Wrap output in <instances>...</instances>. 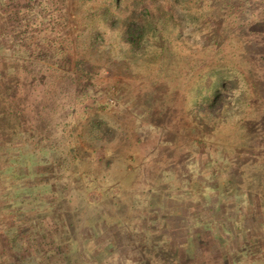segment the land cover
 Segmentation results:
<instances>
[{
	"label": "rangeland",
	"instance_id": "rangeland-1",
	"mask_svg": "<svg viewBox=\"0 0 264 264\" xmlns=\"http://www.w3.org/2000/svg\"><path fill=\"white\" fill-rule=\"evenodd\" d=\"M28 1L9 0L8 9L5 0H0V36L18 24L13 17L20 15L11 14L10 9L18 13L20 6L32 8L29 16L43 17L48 11L51 15L47 14L46 20L67 19L66 27L77 24L79 52L90 63V73L80 81L64 77V87L58 84L62 78L59 75L55 82L52 78L48 81L51 90L65 94V101L75 110L68 119V127L77 123L81 131L88 133L91 119L102 120L103 125L96 132L99 142L91 145L88 141L85 150L96 169L95 176H108L109 180L102 191L94 190L89 195L91 201L98 202L87 215L95 220L96 228L79 229L77 238L73 237L67 224L81 216L78 218L68 209L75 203L77 207L84 205L76 195L73 204L60 208V200L48 202L51 196L40 188L32 189L38 196L34 204L20 206L15 198L17 188L25 182L46 189L41 185L54 176L49 174L50 170L48 175L28 178L38 171L33 167L36 160L32 155L47 156L51 161L60 158L61 151L56 149L42 155L49 149L47 145L36 146V152L21 145L20 140L30 144L32 139L27 134L15 135L14 140L0 133V229L16 224L24 232L31 231L32 241L24 239L23 251L29 249L26 254L29 257L36 242L40 247L38 254L42 252L35 257L37 264H264V16H208V9H201L205 2L198 5V0H157L155 7H172L174 16H163L168 20L159 27L165 34L163 37L159 31H151L141 52L132 53L124 42L121 26L111 27L109 16L104 15L107 6L102 3L106 0H31L30 4ZM44 8L46 11L40 15ZM22 12L25 13L22 10L19 14ZM97 32L101 36L92 43L91 36ZM248 38L255 43L245 52ZM159 43L166 44L164 54ZM17 48L0 45V59L8 60L3 65L1 61L0 70L3 69L4 76L9 74L11 80L20 77L15 67L29 52L24 49L18 52ZM44 75L47 77L50 72ZM12 87L15 99L22 101L33 122L40 112V101H44L43 93L38 97L22 83ZM215 93H220V101H225L226 112V118L223 114L222 121L216 123L199 115L202 107L212 103ZM243 93L245 100L241 97ZM5 95L1 96L0 116H12L9 125L12 127L14 116L3 111L10 108L12 101ZM63 111L53 115L54 109H50L47 114L57 119ZM235 114L239 116L234 118ZM27 129L25 125L23 130ZM58 132L54 127L51 136L55 138ZM164 141L173 143V148ZM33 142L37 143L35 139ZM101 145L102 151L98 150ZM28 153L31 157H25ZM97 153V159L105 161L102 165L94 161ZM143 158L150 163L158 159L164 171L179 174L182 182L178 185L183 189L178 192L184 189L189 192L185 191L181 200L165 201V208H152L157 216L168 214L165 221L168 229L163 233L172 245L179 247L180 254L163 250L160 238L150 237L149 245L143 244L144 235L148 237L140 218L152 210L144 211L146 201L142 193L130 198L131 185L126 183L121 188L128 190L126 195L115 192L121 195L118 205L128 213L118 220L113 217L112 224L103 229L104 212L113 214L118 205L113 204L114 198L104 201L101 193L116 195L111 186L114 181L125 179L124 169L129 160ZM26 166L31 168L27 170ZM241 173L247 180L241 178ZM229 179L234 180V185L239 184L227 191ZM54 186L59 187V182ZM195 187L197 195L191 191ZM165 195L176 194L168 191ZM152 222L158 225L161 220ZM16 232L18 228L9 235ZM187 239L192 241L191 251L180 247ZM134 243L140 247L136 257L132 255ZM141 245L149 251L144 253ZM12 248L0 230V264H19L16 255L22 252ZM66 252H71L69 260L63 258ZM47 253L48 262L43 258ZM175 254L188 258L180 260Z\"/></svg>",
	"mask_w": 264,
	"mask_h": 264
},
{
	"label": "trees",
	"instance_id": "trees-1",
	"mask_svg": "<svg viewBox=\"0 0 264 264\" xmlns=\"http://www.w3.org/2000/svg\"><path fill=\"white\" fill-rule=\"evenodd\" d=\"M8 1L9 0H5L4 5L6 6V8H8L11 4V2L9 4H6ZM125 1L127 0H106L104 3H102L103 7L107 6L105 8L104 15L107 14L106 16H109V21H107L110 22L111 27L116 28L117 26L119 27V25L121 26V29L124 32V42L128 46L129 51H131L132 53H140L142 49L141 46L146 41V37H149L151 31H159V35L161 37L165 35L163 31H160L159 27L160 25L162 26L163 24L168 22L167 18H163V16H174L172 13L173 8H167L164 6L155 7V3L157 0H129L127 3H124ZM30 2L31 0L28 1V4H30ZM202 2H205L206 5H202L201 9H208V16H227L228 18L231 16H264V0H198L197 4L200 5ZM10 10L11 14L14 13L15 15H20L17 17H13V20H15L18 24L16 26L11 25L12 28L9 27L8 32L3 33L0 36V45L9 48H12L13 46H15L16 48L18 47V52H20V50L22 49L29 52L25 57L22 58V62L18 63L15 67V71L18 75H20L18 79L11 80L9 74L7 76H4V73H2L3 71H1L3 69L0 70V103L3 101L1 96H3L5 93V97L7 98L8 96V100L10 99L12 102H10V108L8 110L4 109L3 111L7 115H13L15 120L13 122V126L11 127L9 125L11 121L10 117L12 116H0V133L3 136L7 135V137H12V139L14 138V140L16 137L15 135H20V133H24L25 135L27 134L29 138L32 139L30 140V144L27 145V141L20 140L22 143L21 145L30 148V150L32 148L33 150H35V152L36 146L47 145L46 148L49 149L47 151H43L42 155H45V152L50 153L56 149L61 151L60 158L51 161L48 160L49 158L47 156H35L31 153H28V156H25L31 157L30 155H32V157L36 160L33 164V167H37L38 169L35 175L33 173H30V175H28V178H32L34 176L40 177L43 174L48 175L50 170L51 172L49 174H54V176L48 178V180H46V183H43V185H41L46 186V189L39 187L40 185L37 186L36 183L28 184L27 182H25L26 184L20 185V188H17L18 194L16 192L17 195L15 196V198L16 200H19L18 202L20 203V206L24 204L26 205L27 203L34 204L35 200L38 199V196L34 194L32 189L35 190L37 188H40L44 193H48L46 194V196H51L50 198H48V202H54V200L59 199L60 208L62 206L73 204L76 200V195L77 200L81 199L80 204H82L83 202L84 205L77 207L78 204L76 205L75 203V205L68 210L72 211L71 213H73V215L77 217L78 215H80L81 218L78 217L79 220L68 223L67 225L70 229V234L73 237L77 238V231H79V229L87 228L90 230H94V228H96V223L94 222L95 220L90 219V217H88L87 215L90 211L97 207L98 202L96 200L91 201L89 195L94 190L102 191L101 188L104 187L106 185V182L109 180L108 176L101 177L98 174L95 176V168H93V164L90 163L91 160L88 159L90 156L85 150L86 144L88 145L89 143L88 141H91V145H93V143L94 145H97V143L99 142V139H97L98 137L96 136V132L98 131L99 127L103 125V122L97 117L91 119L92 128L88 130V133H85L84 130L81 131V125L77 123H75L74 125L72 124L68 127V125L70 124L68 122V119L71 117L72 113L75 110L71 107L68 101H65L67 100L65 94H61V91L55 92L53 89L51 90L52 87L50 86L48 78H52L55 82V77L57 79V76L59 75V78H62L60 79V82L58 84L60 87H64V83H62V80L65 79L64 77L75 78L76 81H80L85 77V74H89L91 68L90 63L84 58L81 52H79L80 41L78 40L79 38L75 36V32H77L78 30L77 24L66 27L69 23L67 19H58L54 22L51 20H46L45 16L47 14L51 15L50 12L46 11V8L39 12L40 15H42L44 14L43 11H46L43 17L32 16V14L29 16L28 12L32 11V8H29V6H20V8L18 9V13L13 12L12 9ZM22 10L25 11V13L22 12V14H19ZM4 11L6 12L5 9ZM72 18L73 22L76 21V16H73ZM235 23L236 22H234V24ZM60 28L61 30L63 29V31L61 32L60 30L56 32V30ZM67 29H70L71 32ZM60 33L63 34L60 35ZM100 34L101 32L93 34L91 36V42L96 43L101 36ZM246 42L248 47L244 50L245 52L250 50L255 41L248 38ZM159 44L161 47V49L159 50L164 54L166 44ZM6 61L8 60L5 59V57H1L0 64L3 65V63ZM45 72H50V75L45 77ZM60 73L62 74L60 75ZM21 83L24 85V88L26 90L33 89V92L37 93L38 97L41 93H43L41 95H44V101H40V112L35 117V120L33 122H31L30 120L31 114L29 113V116L24 104H22V101L20 102L16 100L15 98L17 95H13L12 93V91L14 90L12 84H15V86L16 84L20 86ZM65 85L69 87V84ZM30 86H32L31 89ZM244 94L245 93L241 95V97L243 96V100H245ZM219 95L220 93H215V97L212 103L204 107L208 110L203 111L204 108L201 105L202 110L199 114L202 115L203 118L206 116L209 117V119H212L214 123H216L217 120L222 121V115L224 113L226 114L224 106L225 101H220ZM12 103H14L13 106ZM66 104L67 106H65ZM50 109H54L53 115L55 114V112H62L63 110L64 113L63 115H60L59 113V118L57 117V119L55 116L52 118L50 117L52 115L47 114V111ZM237 116L239 115L235 114L234 118H237ZM55 121L59 122L54 123ZM25 125L28 128L27 130H23ZM54 127H57L59 129V132L55 135V138L51 136ZM33 139H35L37 143H34ZM164 144H167L169 146L171 145L173 148V143L164 141ZM103 147L104 146L102 145L99 146L98 150L102 151ZM170 150L171 149L169 147L168 151ZM35 152H33V154H35ZM97 156L98 153L95 155L94 161L97 160V162L101 165L102 162L105 163V161H102L100 158L97 159ZM19 159L17 160L18 163H20L21 161V159ZM131 159L129 160V164H127L124 169V173L126 174L125 179H123L122 182H118V180L115 183L114 181V185L116 184V187L114 185L111 186L112 188H114L113 194H116L115 191H121V194L125 193L126 195L128 193V190H121V188L124 187L125 183L131 185L129 190H131L130 193H132V195H130V198L134 196L137 197L139 193H142L144 201H146L144 211H146V209L152 210L150 213L148 212L140 218V220L143 221L144 226L142 230H144V233L146 232L148 237L147 239L144 235L143 244L145 242L149 245V242H151L150 237L160 238L159 242L164 246L163 250H169L172 252L174 251L175 253L178 252V254H180L179 247L177 245H172V242L168 239L166 234L163 233L164 229H168V224L165 222L168 214L165 216L164 214L157 216V211H153L152 208L156 206L165 208V201L168 203L169 199L181 200L184 198H182V196H184L183 193H185V191H187L186 193H189L188 190L184 189L181 193L178 192L180 191V189H183L182 186L178 185V182H182L180 180V175L176 174V172L174 171H164L162 167H159L158 159L153 163L148 162L147 158H143L141 161H134ZM226 164H231V162H226ZM26 167L27 170L31 168L28 166ZM79 167H82V169L84 168V170H80ZM60 174H62L61 177ZM240 176L241 178L246 179L243 173H241ZM116 177H118V175ZM248 179L252 180L253 178ZM56 181L59 182V187L54 186ZM232 186L237 187L236 184L234 185V180H227L225 189L228 191V187ZM192 189L193 190L191 191L195 193V195H197L199 191H197L196 187ZM31 190L32 192L29 193ZM68 190L73 191V193L75 194L67 192ZM168 191L176 195H165ZM101 194L102 197L105 198L104 201H107L110 198H114L112 202L115 206L118 205V200L121 198V195L118 193L116 195L104 193ZM42 198L43 197H40V199ZM116 211L117 212L113 214H111L110 211L104 212L106 220L103 221V229L109 227V225L112 224L113 217L118 220L121 216L128 213V210L124 211L121 209V205H118V209H116ZM56 212H58V209ZM101 214L103 216V213ZM158 219L161 220V222H159L160 224L157 225L152 222ZM30 220L32 219H28V221ZM1 228L2 229L0 230H3V233L9 240V243L13 245L12 250L15 252L18 251L23 253L16 255V257L19 259L17 263L37 264L35 257L40 256L42 252L38 254V252H40V247L36 244V242L33 243V246L31 247L29 257L26 256L29 249H25L23 251V246L26 244L24 239L31 238L32 241L31 231L26 230L24 232L25 229L18 227L16 224L12 227H7L6 229L3 228V226H1ZM14 228H18L19 232H16L15 235H9V233L13 231ZM49 234L48 236H50ZM72 236H69V239L75 240L72 238ZM261 236L260 238L262 239ZM156 244L158 245V243ZM133 246L135 248V251H133L132 255L133 257H136V255H138L137 252L140 250V247L136 246V243H134ZM180 247L183 250L185 249L191 251L193 249L191 239H187V241L180 245ZM141 248H143L144 253L146 251H149V248L147 246L141 245ZM70 253H63L64 260H69ZM185 254H187V252ZM186 257L188 258V256ZM186 257L183 258L178 256L180 260H185ZM43 258L46 260V262H48V253L44 255ZM137 259H140V257ZM141 260L143 261V259Z\"/></svg>",
	"mask_w": 264,
	"mask_h": 264
}]
</instances>
